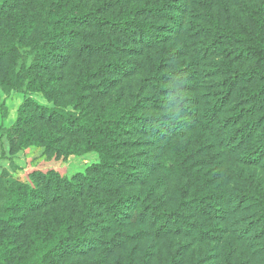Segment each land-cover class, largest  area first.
<instances>
[{
	"label": "trees",
	"instance_id": "16d2710c",
	"mask_svg": "<svg viewBox=\"0 0 264 264\" xmlns=\"http://www.w3.org/2000/svg\"><path fill=\"white\" fill-rule=\"evenodd\" d=\"M33 84L22 145L98 161L2 171L0 264H264V0H0Z\"/></svg>",
	"mask_w": 264,
	"mask_h": 264
},
{
	"label": "rangeland",
	"instance_id": "374dc122",
	"mask_svg": "<svg viewBox=\"0 0 264 264\" xmlns=\"http://www.w3.org/2000/svg\"><path fill=\"white\" fill-rule=\"evenodd\" d=\"M33 85L29 87L25 85L21 89L6 88L0 96V174L5 171L20 181L31 184L32 174L36 172L54 171L61 176L71 177L77 172L84 171L88 165L96 163L98 161L96 151L70 152L69 150L64 153L60 149L46 150L43 145H22L20 133L11 129L21 122L25 126L22 134H28L27 129L30 128V124L24 122V116H28L29 111L24 110V105L31 102L29 109H34L36 104L53 106V102L48 100L43 92L34 90L38 85ZM10 138L15 143L12 149ZM221 236L222 233L217 232L215 241L219 242Z\"/></svg>",
	"mask_w": 264,
	"mask_h": 264
}]
</instances>
